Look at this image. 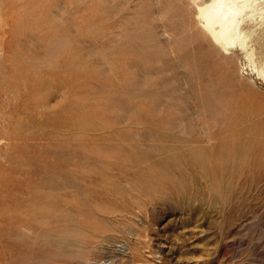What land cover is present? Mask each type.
Returning a JSON list of instances; mask_svg holds the SVG:
<instances>
[{
	"label": "rangeland",
	"instance_id": "obj_1",
	"mask_svg": "<svg viewBox=\"0 0 264 264\" xmlns=\"http://www.w3.org/2000/svg\"><path fill=\"white\" fill-rule=\"evenodd\" d=\"M192 4L0 0V264H264V83Z\"/></svg>",
	"mask_w": 264,
	"mask_h": 264
},
{
	"label": "bare ground",
	"instance_id": "obj_2",
	"mask_svg": "<svg viewBox=\"0 0 264 264\" xmlns=\"http://www.w3.org/2000/svg\"><path fill=\"white\" fill-rule=\"evenodd\" d=\"M256 0H192L194 18L213 48L224 54L239 49L247 59L248 69L264 83V64L246 43L245 28L254 23Z\"/></svg>",
	"mask_w": 264,
	"mask_h": 264
}]
</instances>
